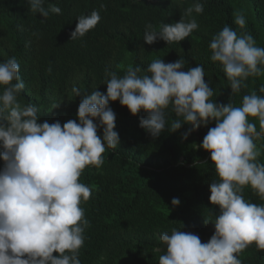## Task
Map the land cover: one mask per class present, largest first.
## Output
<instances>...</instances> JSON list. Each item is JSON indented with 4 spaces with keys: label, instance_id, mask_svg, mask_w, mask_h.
I'll list each match as a JSON object with an SVG mask.
<instances>
[{
    "label": "clouds",
    "instance_id": "obj_1",
    "mask_svg": "<svg viewBox=\"0 0 264 264\" xmlns=\"http://www.w3.org/2000/svg\"><path fill=\"white\" fill-rule=\"evenodd\" d=\"M46 0H28L30 12L47 19L62 14ZM103 7V5L101 6ZM201 0L187 7L179 22L162 23L157 29L145 25L143 40L152 45L158 40L168 45L180 43L199 29L193 15L202 14ZM101 20L98 10L78 17L71 41L83 38ZM234 23L245 27L244 15ZM211 61L219 62L233 94L247 88L249 77L264 76V47L247 32L225 26L209 43ZM186 67L181 57L165 63L155 59L142 67L129 64L121 76L105 71L106 93L98 90L83 94L75 85V97L83 98L76 119L40 123L38 105L21 102L25 82L15 56L0 61V264H82L80 250L85 244L90 221L83 204L93 189L81 181L86 168H101L104 153L120 144L116 113L110 102L119 101L133 115L141 112L140 127L153 138L165 129L179 131L187 139L192 132L213 121L202 147L214 162L218 180L209 185V200L219 206L214 218H205L215 232L208 242L197 234L172 228L160 235L166 246L159 264H243L240 254L250 245L264 250V203L244 197L250 187L264 200V95L245 94L240 106L232 98L228 104L217 103L215 90L205 81L203 65ZM51 68H49V72ZM264 94V84L259 88ZM54 105L52 109L58 107ZM170 114L174 118L169 121ZM257 118L259 130L249 119ZM100 129L103 130L102 135ZM173 206L180 200L173 198ZM58 253V255H54Z\"/></svg>",
    "mask_w": 264,
    "mask_h": 264
},
{
    "label": "trees",
    "instance_id": "obj_2",
    "mask_svg": "<svg viewBox=\"0 0 264 264\" xmlns=\"http://www.w3.org/2000/svg\"><path fill=\"white\" fill-rule=\"evenodd\" d=\"M194 0H46L62 14L47 19L30 12L28 0H0V61L15 56L25 82L21 102L38 105L40 123L76 119L83 98L75 97V85L83 94L98 90L106 93L105 71L123 75L129 64L146 67L155 59L165 63L184 59L187 71L197 64L205 69V81L215 90L217 103L232 98L240 106L242 97L252 91L258 95L264 76L249 77L247 88L233 94L224 69L211 61L209 43L225 26L253 35L264 47V0H201L202 14H195L199 29L180 43L163 40L149 45L143 40L145 25L157 29L162 23L179 22ZM103 5V7H101ZM98 10L101 20L83 38L71 41L78 17ZM244 15L243 29L234 23ZM49 68L51 71L49 72ZM54 105H59L53 108ZM116 113V131L120 144L104 153L101 168H86L81 181L93 189L92 197L82 206L90 227L80 250L82 264H159L166 246L160 235L172 228L197 234L208 242L215 232L205 218H214L219 206L209 200V185L219 177L210 153L199 145L213 121L185 140L179 131L165 129L158 138L140 127L141 112L133 115L119 101L110 102ZM174 118L170 114L169 121ZM259 130L257 118H249ZM103 130L100 129L102 135ZM264 163V155L259 158ZM4 162L0 160V169ZM244 197L253 203L264 200L250 188ZM173 198L180 200L173 206ZM183 224V225H182ZM58 255V253H54ZM243 264H264V250L250 245L240 254Z\"/></svg>",
    "mask_w": 264,
    "mask_h": 264
}]
</instances>
